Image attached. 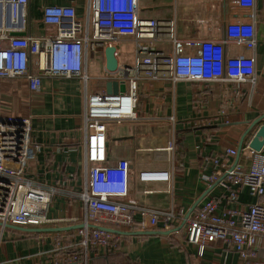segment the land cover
Instances as JSON below:
<instances>
[{
    "label": "crops",
    "instance_id": "obj_1",
    "mask_svg": "<svg viewBox=\"0 0 264 264\" xmlns=\"http://www.w3.org/2000/svg\"><path fill=\"white\" fill-rule=\"evenodd\" d=\"M166 1H171L172 6L162 12L163 6L158 0H140L144 8L141 15L174 19L175 35L180 39L223 37V0ZM48 3L74 5L77 19L86 24L88 0H31L26 33L42 36L55 32L54 27L47 26L42 19V7ZM255 8L257 46L254 51L228 45L229 54L255 56L254 85L238 84L240 93L236 94L233 83L169 78L144 80L140 83L136 118L109 123L108 160L110 163L120 158L129 160L131 174L126 199L135 201L140 208H173L177 214L185 215L203 195L198 206L214 199L219 203V211L246 209L256 200L246 186L233 184L224 176L225 172L212 184L208 181L215 169L212 158L229 147L238 149L250 122L264 114V0H255ZM126 40L134 43L131 58L127 57L128 50L117 47ZM157 42H162L156 45L166 53L173 52L172 40ZM113 44L120 64L134 61L136 42L133 38L123 37ZM36 59L39 62L32 65L42 74L41 89L31 94L25 78H0V114L32 118V142L38 150L28 175L41 184L57 188L48 217H82L84 204L78 192L86 184V139L81 129L85 95L86 91L97 92L94 89L100 85L104 86L101 91H105V82L109 79L105 56L102 51L88 55L86 83L78 76L46 72L45 55ZM253 134L247 135L243 144L248 143ZM170 140L174 142L171 156L165 149ZM236 159L237 154L229 155L225 161L232 167ZM238 162L244 169L249 168L251 160L246 150H241ZM146 169L169 170L171 179L141 181L138 174ZM238 187L239 193L233 198V191ZM50 208L54 210L49 216ZM135 219V226L130 230L154 232L122 235L113 252L105 253L100 249L97 252L101 256L91 264H242L233 246L221 240L212 242L200 254L197 245L187 243L185 229L165 234L163 232L169 229H165L162 221L154 228H145L140 222V212H136ZM68 225L75 224L60 221L43 226ZM74 230L31 232L0 225V264H54L58 245L55 239L61 238L60 243H64L66 235H74ZM257 251L264 260V235L259 237Z\"/></svg>",
    "mask_w": 264,
    "mask_h": 264
},
{
    "label": "built area",
    "instance_id": "obj_2",
    "mask_svg": "<svg viewBox=\"0 0 264 264\" xmlns=\"http://www.w3.org/2000/svg\"><path fill=\"white\" fill-rule=\"evenodd\" d=\"M30 1L0 0V78H25L31 94L41 89L42 74L32 65L39 62L36 58L41 55L46 58V72L78 76L86 83L89 54L103 52L105 47L123 37L136 42L132 63H119L114 72L106 70L108 80L125 83V91L112 94L86 91L81 125L86 139V184L78 192L84 204L82 217H48L57 188L41 184L28 175V161L38 150L32 142V118L0 114V225L40 227L60 221L81 223L83 226L76 228L74 235H66L64 243H60L61 238L55 239L58 245L53 263L77 264L84 254L87 264L90 253L115 248L123 235L91 224L130 230L135 225L136 212L142 215L140 222L145 228H154L162 221L165 229H171L183 221L185 215L177 214L173 208H140L135 201L126 199L131 166L126 158L109 162L108 125L136 118L140 83L144 80L169 78L233 83L236 94L240 93L238 84L254 85L255 56L229 54L228 45L253 51L256 48L255 0H223V37L187 39L175 35L174 19L143 17L140 0H88L86 24L77 19V10L72 4H45L43 22L54 27L55 32L34 36L25 32ZM18 32L24 34H15ZM159 39L172 40L173 52L168 54L157 47ZM173 148L174 142L170 140L165 147L169 156ZM242 150L250 156L248 169L239 162L230 169L225 159L236 155L238 149L229 147L212 158L215 169L208 181L212 184L228 172V179L237 186H246L256 200L246 209L219 211L218 201L211 199L197 206L187 217L185 235L190 244L197 245L200 254L209 244L221 240L233 246L242 264H264L257 251L259 237L264 235V145L255 150L248 142L242 144ZM138 177L141 181H169L171 172L146 169L140 171ZM238 193L239 187L234 189L232 197ZM69 249L73 252L65 254Z\"/></svg>",
    "mask_w": 264,
    "mask_h": 264
},
{
    "label": "water",
    "instance_id": "obj_3",
    "mask_svg": "<svg viewBox=\"0 0 264 264\" xmlns=\"http://www.w3.org/2000/svg\"><path fill=\"white\" fill-rule=\"evenodd\" d=\"M15 34H24V32H18ZM116 52V46L115 45H109L107 47H105L103 49V53L105 56V69L107 71L110 72H114L119 64L118 58L115 55ZM105 91L109 94L112 93H117L118 91H125V83H121L119 84V82L117 80H107L105 82ZM264 114L258 116L257 118H255V120H253L252 122H250L249 127L245 130L239 147H238V153H237V159L234 163V165L230 168L232 169L236 163L239 160L240 157V153L242 150V144L244 141V138L251 134L252 132L254 133L249 141V146L255 150H260L263 145H264ZM228 172H225L224 176H227ZM224 176L222 178H224ZM204 198V195L202 197H200L194 204L193 206L190 208V210L187 212V214H185L183 221L175 228H171L169 230L164 231L163 233L165 234H169L172 231H177V230H181L184 229L185 225H186V219L187 217L190 215V213L198 206V204L201 202V200ZM93 226L102 228V229H106V230H110L113 232H117V233H121L123 235H134V234H138V233H144V232H154V231H134V230H123V229H118V228H110L108 226H103V225H97V224H91ZM5 226L8 227H14L20 230H24V231H31V232H44V231H67V230H72V229H76V228H80L83 226V224L79 223V224H75V225H68V226H58V227H23V226H19V225H14V224H6Z\"/></svg>",
    "mask_w": 264,
    "mask_h": 264
},
{
    "label": "rangeland",
    "instance_id": "obj_4",
    "mask_svg": "<svg viewBox=\"0 0 264 264\" xmlns=\"http://www.w3.org/2000/svg\"><path fill=\"white\" fill-rule=\"evenodd\" d=\"M159 1V3H161V5L163 6L162 8H161V11L162 12H165L166 10H168L169 9V7L170 6H172V2L171 1H166V0H158ZM182 1V0H181ZM211 1V0H210ZM144 14V8L141 6L140 7V14ZM202 26V25H201ZM162 42H157V45L158 46H160V44H161ZM133 45H134V43H132V41H129V40H126L125 41V44H117V47H119V48H125L126 50H128V52H127V57H129V58H131L132 57V52H131V50L133 49ZM91 69V68H90ZM104 88V86L103 85H100V86H97L96 87V89H94V90H96V91H101L102 89ZM36 156H37V151L35 150L34 151V154L31 156V158L29 159V161H28V170L27 171H29V170H31L32 169V165H33V162L35 161V159H36ZM28 174H29V172H28ZM53 208H50V210H49V216H50V214L52 215V213H53ZM28 227H37V226H28ZM44 227V226H43ZM187 243L188 244H190L188 241H187Z\"/></svg>",
    "mask_w": 264,
    "mask_h": 264
},
{
    "label": "trees",
    "instance_id": "obj_5",
    "mask_svg": "<svg viewBox=\"0 0 264 264\" xmlns=\"http://www.w3.org/2000/svg\"><path fill=\"white\" fill-rule=\"evenodd\" d=\"M135 226V225H134ZM134 226L132 227V228H134ZM114 249H116V247L115 248H112V249H108V250H104V252L105 253H111V252H113V250ZM94 251H96V250H94ZM73 252V250L71 249H69V250H66V252H65V254H69V253H72ZM103 252V253H104ZM93 253V252H92ZM90 254L89 256H88V259H87V264H91V262H94L96 259H98L97 257L98 256H101V254L100 253H96V254ZM102 253V254H103ZM84 254H82V256H81V259L78 261V263L77 264H85V260H84Z\"/></svg>",
    "mask_w": 264,
    "mask_h": 264
}]
</instances>
